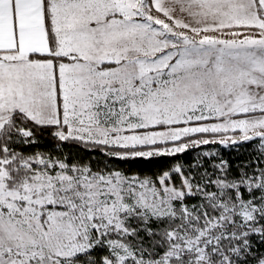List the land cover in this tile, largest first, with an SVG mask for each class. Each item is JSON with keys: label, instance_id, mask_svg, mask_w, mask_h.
<instances>
[{"label": "snow or ice", "instance_id": "snow-or-ice-1", "mask_svg": "<svg viewBox=\"0 0 264 264\" xmlns=\"http://www.w3.org/2000/svg\"><path fill=\"white\" fill-rule=\"evenodd\" d=\"M0 264H264V0H0Z\"/></svg>", "mask_w": 264, "mask_h": 264}]
</instances>
